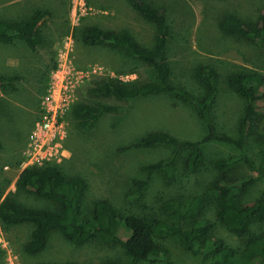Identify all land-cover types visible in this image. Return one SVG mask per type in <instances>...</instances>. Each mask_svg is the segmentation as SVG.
<instances>
[{
    "label": "rangeland",
    "instance_id": "374dc122",
    "mask_svg": "<svg viewBox=\"0 0 264 264\" xmlns=\"http://www.w3.org/2000/svg\"><path fill=\"white\" fill-rule=\"evenodd\" d=\"M145 1L167 10L171 31L167 57L174 84L186 86L196 93L198 88L191 77L192 66L200 60L219 67L221 77L215 107L217 126L222 132L234 133L243 100L232 90L227 76L241 68L264 74V40L256 43L224 35L216 28V21L225 11H234L245 20L255 21L264 1ZM38 9L47 10L49 15L40 23L43 40L35 50H30L20 40L0 44V74H18L21 77L16 90L5 92L0 88V196L15 192L22 203L50 207V203L39 198L16 192L15 180L26 166L51 164L86 177L90 186L89 199L107 197L120 208L141 211V204L127 201L124 193L131 187L132 178L143 176L138 169L140 164L165 157L168 152L161 148H121L148 131L162 129L177 138L198 139L201 128L189 108L166 95L139 97L131 101L91 95L90 87L104 79L132 82L153 73L140 61L125 58L118 49L85 45L81 31L88 25L126 29L141 44L152 47L155 24L133 9L127 0H0V18L21 19ZM52 87H66L68 98L58 120L62 127L56 157L41 159L37 154L34 157V150L27 156L30 136L45 113ZM76 102H102L127 109L125 112L104 113L93 129L83 131L71 115ZM263 130L264 114L259 109L252 118L245 141L247 151L254 159L263 146ZM236 154L237 151L228 144H205V161L197 174L187 176L182 173L170 186L165 184L161 175H156L142 204L150 210L157 208L164 197L206 186L219 173L216 161ZM247 173L244 165L229 172L233 176ZM263 191L264 179L246 192L244 200L250 201ZM215 225L218 237L237 243L220 224ZM31 230V224L4 226L0 221V264L98 263L108 258L121 264L129 262L119 246L96 243L75 246L58 231L51 232L46 247L40 253L27 254L24 244ZM163 244L168 249L165 258L140 264H211L199 246L191 254L182 250L174 239H166Z\"/></svg>",
    "mask_w": 264,
    "mask_h": 264
},
{
    "label": "trees",
    "instance_id": "16d2710c",
    "mask_svg": "<svg viewBox=\"0 0 264 264\" xmlns=\"http://www.w3.org/2000/svg\"><path fill=\"white\" fill-rule=\"evenodd\" d=\"M127 1L155 24L152 47L141 44L126 29L112 30L96 25L85 26L81 40L87 46L118 49L125 58L140 61L153 74L132 82L104 79L90 87L91 95L120 101L166 95L195 114L201 135L198 139L177 138L166 130H152L121 148H161L168 152L165 157L140 164L138 169L143 176L130 180L131 187L125 191L124 198L131 203H140L139 212L120 208L107 197L89 199V181L79 173L71 174L58 165H31L23 168L16 178V192L39 198L50 203V207L22 203L15 192L4 197L1 194V223L4 226L32 225L29 239L24 244V251L31 255L40 253L51 232L58 231L75 246L89 243L119 246L129 259L127 264L154 263L165 258L168 249L163 243L169 238L191 254L199 246L211 264H264V191L250 201L244 200L246 192L264 179V130L263 146L256 159L245 146L254 114L259 109L264 114V74L248 68L229 72L227 80L243 100V106L234 133L220 131L215 114L221 77L219 67L200 60L192 66L191 77L198 88L196 93L186 86L174 84L167 57L171 31L166 8L154 7L145 0ZM48 15L47 10L38 9L21 19L0 18V44L20 40L30 50H35L43 40L40 23ZM216 28L227 36L263 43L264 7L255 21L245 20L234 11H225L218 16ZM20 78L18 74H0V88L5 92L16 90ZM126 109L102 102H76L71 115L81 130L88 131L104 113L125 112ZM212 142L228 144L237 151L235 156L216 161L219 173L213 180L206 186L164 197L157 208L148 210L142 204L156 175H161L170 186L182 173L187 176L197 174L205 161L204 145ZM240 165L247 167L246 175L229 174ZM215 223L237 243L218 237ZM39 264L121 263L108 258L98 263L48 261Z\"/></svg>",
    "mask_w": 264,
    "mask_h": 264
},
{
    "label": "built area",
    "instance_id": "2783aa9c",
    "mask_svg": "<svg viewBox=\"0 0 264 264\" xmlns=\"http://www.w3.org/2000/svg\"><path fill=\"white\" fill-rule=\"evenodd\" d=\"M49 99L44 115L35 124L30 136L28 151L26 152L27 156L34 150V157L36 154L41 159H53L56 157L60 139V128L62 127L58 120L68 100L66 87H52ZM39 144H41L40 147L38 146ZM41 151H43V154H41Z\"/></svg>",
    "mask_w": 264,
    "mask_h": 264
}]
</instances>
